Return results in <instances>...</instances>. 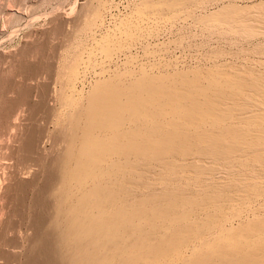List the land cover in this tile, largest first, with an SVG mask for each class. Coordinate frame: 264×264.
<instances>
[{
	"label": "bare ground",
	"instance_id": "bare-ground-1",
	"mask_svg": "<svg viewBox=\"0 0 264 264\" xmlns=\"http://www.w3.org/2000/svg\"><path fill=\"white\" fill-rule=\"evenodd\" d=\"M203 1L141 0L122 18L113 15V0L80 1V24L75 31L88 32L93 46L90 50L82 46L85 53L74 55L56 79V90L55 79L53 89L48 82L51 89L45 88L46 94L36 98L38 107L29 104L40 108L41 117L53 125L50 138L58 150L48 151L37 114L38 123L29 119L34 124L32 131L15 137L17 146L9 148H14L10 155L0 156V168L8 173L0 182L9 180L8 184L2 181L6 187L0 194L5 202V206L0 203L4 206L0 210L2 264L21 256V264H264L263 44L255 47L263 58L250 57L251 65L222 63L218 57L223 51L214 48L208 69L184 68L171 73L165 63L147 66L151 64L140 63L126 52L143 21L193 18L191 4L202 8L207 5ZM19 2L8 0L0 5L2 15L15 18L13 23L24 19ZM217 8L203 9L196 22L204 23L211 32H238L251 38L264 34V12L251 13V8L236 4ZM112 20L113 29L109 26ZM3 32L0 30V36ZM22 50L21 56L14 57L26 60ZM95 50L102 58L99 64L93 56ZM33 53L27 54L29 58ZM118 54L122 59L115 58ZM88 71L94 78L85 91ZM18 83L17 87L22 84ZM2 85L0 82V88ZM3 93L0 135L7 136L10 132L6 130L19 126V110L15 114V106L11 109L9 102L8 110L3 107ZM14 99L17 102V96ZM19 100L18 105L24 103ZM28 111L30 114L29 107ZM13 113L18 117L15 120ZM30 168H35L34 178L19 176V170ZM39 172L43 179L37 185ZM28 189L39 196L25 204L20 193ZM9 191L15 194L13 198H8ZM19 239L25 241V253L13 250L19 249Z\"/></svg>",
	"mask_w": 264,
	"mask_h": 264
},
{
	"label": "rangeland",
	"instance_id": "rangeland-1",
	"mask_svg": "<svg viewBox=\"0 0 264 264\" xmlns=\"http://www.w3.org/2000/svg\"><path fill=\"white\" fill-rule=\"evenodd\" d=\"M80 1L83 2V0H25V1L21 0V3L19 2V5H20L19 8L21 10L20 12L23 14L24 19L22 21H19V23L17 21L18 24L16 22L13 23L15 21L14 17L7 18L6 15H2L4 13L1 12V10H0V13H1L0 16H2V17H0V24H1L0 30L4 31L0 36V52L5 53V54L0 53V54H2L1 56H3L1 65L3 64L2 67L5 69L4 70L0 66V69H3L2 72L4 73V74L1 73V75H3V76L0 75V79L1 78L7 79L6 81H5V79L4 80L1 79L0 82L3 85L0 88V92L3 93V90H4V93H3V97L5 98L4 99V106H3L4 108L6 105V109L8 110L10 107L8 105H11V107H10L11 109H13L12 107L15 106L14 111H13L14 113L19 110V112H18L19 115L16 112L17 116H19V118L17 116L16 117L18 119L15 118L14 113H13L12 118L14 120L17 119V121L19 122V124H18L15 121L17 123L16 125H19V126L21 125V127H20L21 129L19 128V130L21 132L18 130L19 133L16 131L17 127H19V126L15 125L16 126L15 129H14V127L12 129V127H11V129L13 131L15 130L12 133V135H10L12 130L9 127H8V129H10V130H6V132L8 131V133L9 132L10 133L7 136L6 135L5 136L0 135V156L3 155L4 157H8V154L11 153L10 151L14 149L13 148L10 150L9 148L17 146L16 143L14 142L15 141L14 139H16L15 137H20L23 134H24L23 135V137H24L25 134L28 135L29 132L32 131L33 127L31 129V125L34 126V124H32V121H34L33 118H35V116L37 114H38L37 120H38V122L41 121L42 124L40 122H39L40 123L39 124L37 122L36 118H35V120H36V123H38L39 128L44 127V133L47 137L46 136H42V137H45L44 142L47 143L45 145H47L46 146L47 149H48V147L50 149L48 151H50V153L52 154L51 150H58V145H57L56 141H54L50 138L51 134L53 133V125L51 123L50 124L47 123L48 121H45L43 119V117H41L43 112L40 108H39V110L41 112L38 111V108H37L38 103H36L38 99H36V98H38L41 95L43 96V94H46L45 92H47L48 90H46L45 88H48V89L52 88L54 83H52L51 81L53 79H55L54 81H55V87L56 88L55 87L54 88L56 90L59 87V85L57 84L58 83L57 80L59 79V76L64 73L65 69L67 68L68 64L70 63V61L72 60L74 55L76 53H82L83 50H81V49L83 47L85 49L87 48L88 50H90V48L93 46L92 45L93 42L90 40L91 35L88 32L85 31V33H84V31H83V32H81L82 33L81 34V33L77 32V30L75 31V29H76L75 25L77 24V26H78V24H80V20H78L79 17L77 15V13L79 14V11H80V9H79L80 4H81ZM206 1L208 3H206ZM7 2H8V0H0V5L1 6L6 5ZM113 2L115 3L114 7H116L115 9H111L113 15L114 16L117 15L118 17L122 18L124 16V14L127 15L129 13L131 8H134L135 6H137L138 3H141V0H113ZM203 2H205V3H203L202 5L207 4L208 6L206 5L202 8H200V6L196 7L198 4L195 5V7L193 4H191V11L194 12V14H196V16L195 17L193 16V18L191 17L192 15H190V17L184 16L182 18L179 17L180 19L176 18L175 19L176 21L173 20V22H172V20H164V21L155 22L152 19H147V20L143 21L141 23L142 27L137 31L138 33L134 37L130 38V40L128 42L130 44L129 45L130 47H128L126 52H128V53L130 52L132 55L136 56L138 58V61L139 62L141 61L140 63H144L146 65L151 64V65H147V66L153 67V65H154L156 67L157 63H159V61H160V63L162 62L161 63L162 65L165 66V64H166L167 69H169L168 70L169 73L175 72V70L181 71V70L193 69V68L194 69H199V68L208 69L210 66H212L211 62L213 60L211 61V59H212L213 55H211V54H215L214 53L215 50H216L215 52H222L223 51L222 52L223 54L222 53H221L222 55L220 54V56H222V57H218L219 61H221L222 63L226 62L228 64L230 62V65L234 64L237 67H241V66L244 67L247 65H251L252 64L251 61L249 62L250 57L252 59H258L260 57L263 58V55L260 56V54H258V53H261L259 48H258V50H255L256 49L255 47H257L258 44H259V46H261V44H263L261 47H264V34L258 33L259 34L258 36H252V38H251L250 36L244 37V36H242L241 33H238V32L237 33L236 32L231 33V32H227V31H224V32L218 31L219 33L217 31L211 32V30H208L207 25L205 26L204 23H202V22L197 23L196 21H198V19L196 17H198V15H201L206 9L207 10H212V9L215 10L217 7H218L217 9H219V7L223 6L224 4H225V6H227L229 4H236L237 6H239L241 8H251V11H253L251 13L264 12V0H209V1L204 0ZM21 4H24V5H21ZM21 6H23V9ZM193 7L196 8V11L194 9H192ZM206 7H208V8H206ZM199 9L202 10V12ZM203 9H204V11H203ZM195 12H197V13H195ZM56 16L57 17L59 16V18L61 17V21ZM52 17H53V19H52ZM4 18H7V19L5 20ZM194 18H196L195 21H194ZM51 19L53 20L52 21L53 23H51ZM76 20H78V21H76ZM56 21H57V23H55ZM58 22H60V23L58 24ZM56 24H58V26H56ZM113 24H115L113 20L111 22H109V26L112 29L114 28ZM202 24H203V26H202ZM106 25H108V24H106ZM59 26H61V27H59ZM262 26L264 27V25H262ZM66 28H67V30H66ZM73 29H74V32L79 33L81 35L75 34L72 31ZM139 31H141V32H139ZM261 31L263 32L264 29ZM98 32L96 34H99ZM64 33H65V35H64ZM76 38L79 40H77ZM78 41L80 42L81 45L78 44L79 43ZM31 43H34V44H31ZM159 43L161 44V47H160ZM31 45H32V47H30ZM33 46H34V48H33ZM79 46H80V50L79 49L77 50V48ZM25 48L26 49L32 48L33 50L32 49H31L32 51L28 50V53H25L24 51L27 52V50H25ZM147 48H148V51H147ZM214 48H215V50H214ZM145 49H146V51H145ZM21 50H22V56H25L26 58L27 57L29 58V55H27V54H29L30 52L31 53L34 52L32 54L34 56L32 57V55H31V57L29 59L27 58L26 60L24 58L22 59V57L15 58L16 56H21ZM84 51H87V50H84ZM255 51H259V52H255ZM13 53L14 54L16 53V54L14 55ZM83 53H85V52H83ZM97 53L99 54L98 51H96V50L93 51V54H94L93 56H94L95 60H97V58H98L97 63L99 64L101 62L102 58H101V55L100 54L97 55ZM116 53H118V52H116ZM119 53H121V52H119ZM7 54L11 55L12 58L10 56H7ZM8 57H10L9 60H8ZM116 57L119 59H122L121 54L120 55L118 54L117 56H115V58ZM3 59H4V62H3ZM5 59L10 61V62L5 61ZM12 60H15L17 65L14 63V61L12 62ZM23 60H25L24 63H23ZM40 61L42 64L40 63ZM5 62H8V63H5ZM11 62H12V66L10 65ZM19 62H22L21 64H24V65H21ZM153 63H156V64H153ZM29 64H31V65L29 66ZM39 64H41V65L39 66ZM4 65H5V67H4ZM6 65L11 66V68L8 66L6 68ZM25 65H27V66H25ZM43 65H44V67H43ZM17 66H18V69L20 68L19 70H17ZM22 66H23V68H22ZM34 66L37 67L38 69L34 68ZM166 67H165V69H166ZM258 67H259V65H258ZM9 68H10V71H9ZM12 68L13 69L16 68V70L18 72L16 70L13 71ZM25 68H27L28 71ZM94 68L98 70L99 66L94 67ZM261 68L264 69V66H261ZM41 69H42V71H41ZM6 70L8 73L6 72ZM22 70H24V71H22ZM25 71H27V73L29 71H31L28 73L29 76ZM154 71H157V70H154ZM20 72H23V74ZM17 73H20V75ZM36 75L37 76L39 75V76L37 77ZM52 76H54L55 78ZM16 77H19V78L17 79ZM25 77H27V78H25ZM30 77H32V78H30ZM92 77L94 78L92 71H88L86 74L87 80L84 83V86H85L84 90L85 91L88 90L89 83L93 79ZM8 78H9V80H8ZM10 78L12 80L13 79L18 80L17 82H21L22 84L21 83H18V84H21L22 86L21 85H19V86L22 88H20L19 86L17 87L16 80H14L15 83L13 82L14 83V86H13V84L11 83L12 80ZM35 80L39 83H37ZM2 81L4 83H2ZM48 82H50L52 84L51 88L49 87L50 83L48 84ZM7 83H9V85L11 87H13L11 90H10L11 87ZM5 84H7V85H5ZM24 85H25V88L28 89V91H26L27 89H24ZM38 85H39V88H38ZM40 85H41V87H40ZM34 86H37V87L34 88ZM7 87H9L8 90L6 89ZM14 87H15V89H14ZM31 87H33V88H31ZM86 87H87V89H86ZM4 88L6 89V91ZM40 88H41V90H39ZM17 89H18V93L16 91ZM19 89H21V90H19ZM33 89H35V90H33ZM36 89H37V91L38 90L40 91V92H38L39 95H38V93H36ZM43 89H45V90H43ZM9 90H10V92L8 93ZM12 90H14L15 92L13 91V93H12ZM32 90L35 91V94H36L35 95L34 92H31V94H33L32 95L33 97L29 93ZM42 91H44V93ZM26 92L29 93L28 95H30V96H28ZM9 94H11V96ZM12 94H13L14 98H16V96H17V102L19 100L18 98H20L23 95H26V96L21 97L22 99L20 98V100L23 101L24 103L19 102V105H18V103L15 101L16 99H14L12 97ZM14 94H15V96H14ZM8 96L11 98H9ZM18 96H20V97H18ZM35 96H37V97H35ZM6 97H8V100L6 99ZM34 97H35L36 101L34 100ZM29 99H30V101H29ZM11 101H12V103H11ZM14 101L17 103L16 105H18V106L14 105L15 104V103H13ZM8 102H9V104L7 105ZM27 102H30V103L27 104ZM22 104H23V106L20 109L19 106H21ZM29 104L32 106H34V104H35V105H37V107L35 106L36 108L34 107L35 108L34 109L33 107L29 106ZM50 104L53 105L54 103L52 104V102H51ZM27 106L29 107V110L31 112L30 114H29ZM17 107H18V109H17ZM21 110H23V112L20 113ZM34 110H36L37 113ZM32 112L35 115H31V114H33ZM38 112H40V113H38ZM30 115H31V117L29 118L28 116H30ZM39 115H40V120L38 119ZM41 118L43 119V121ZM13 119L11 121H12V123L15 124V122H13ZM29 119L32 121H30ZM23 121H25V123H26L25 126H23L24 125ZM26 121L27 122L30 121V122L27 123ZM44 122L47 123V125L44 124ZM27 125H28V127H27ZM45 125L48 127H45ZM45 128H48V129L46 130ZM25 129H28L27 130L28 132H26ZM29 129H31V130H29ZM48 130H49V132H48ZM50 130H51V132H50ZM24 131H25V133H24ZM15 132H16V134H15ZM17 133L19 136L17 135ZM5 134H7V133H5ZM11 136H13V137H11ZM45 139H46V141H45ZM50 139H51V142H50ZM12 145H14V146H12ZM55 145H57L56 146L57 148L55 147ZM51 146H52V148H51ZM3 162L4 161H2V163ZM34 170H35V168H33V169L30 168V170L24 169V170H19L18 173H19V176L20 177L22 176L23 179L27 178V180L28 179L31 180L32 175L34 178ZM5 171H8V170H5ZM0 172H1V174H3V177L0 176L1 179H4L5 175L8 174V173L4 172L3 170H1V168H0ZM2 172H4L5 174ZM38 178H39V182L37 183V185H40L42 183L41 180L43 179V173L42 172L41 173L39 172V175L37 176L36 179H38ZM40 178H41V180H40ZM5 180H6V178H5ZM2 181L0 182V194H1V192H3V190L6 187L5 185H2ZM7 181H5V182H7V184H8L9 180L7 179ZM36 181H38V180H36ZM3 184H5V183H3ZM2 188H4V189L2 190ZM28 190H29V193H28ZM28 190H26L27 192H22V193H25V195L20 193L21 198L26 202L25 204H27L28 201H31L32 198L39 196L34 191H32L33 192V194H32L31 190L30 189H28ZM11 193H12V196H11ZM8 194L11 196V197H9V195H8V198H13L15 196V194L11 191H9ZM13 194H14V196H13ZM23 195L26 196V199L23 198L24 197ZM33 195H35V196H33ZM28 196H29V198L27 199ZM0 200H1L0 203H2V205L4 203V206H5V202L4 201L2 202V198H0ZM24 201H23V203H24ZM2 205L0 206V210H1V208L3 209V207H4ZM9 207L11 208V209L9 208L10 211L13 210V208H12L13 206L12 207L9 206ZM9 209H8V211H9ZM17 209H20V206ZM1 214L3 216V213H1ZM1 214H0V217H1ZM4 217H5V215H4ZM2 218H0V219L2 220ZM22 228H24V227H22ZM23 230L24 229H22L21 232ZM18 241H19V243L23 242L22 244L24 246L23 247L21 245V243H20V245H18V243H17V246L19 247L20 250L18 248H17L18 250L10 248L11 249L10 250L8 247H5L4 249L5 250L8 249L9 252L15 250L19 253H20V251L25 253V251H26L25 241L23 239H22V241H21V239H19ZM20 246L23 247V249H21ZM1 249L3 250V248H1ZM1 249H0V252L2 251ZM13 258H14V260L12 258L10 259V264H14L15 262H16L15 264H17V259L19 261L18 264H21L20 260L22 261L23 256L18 257V258H15V257H13ZM1 260H2V262H1ZM2 263H4V260L1 258V255H0V264H2Z\"/></svg>",
	"mask_w": 264,
	"mask_h": 264
}]
</instances>
